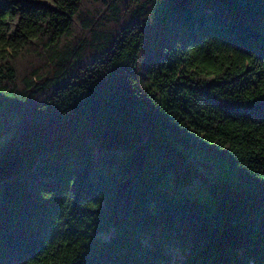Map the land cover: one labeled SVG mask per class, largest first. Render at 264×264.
<instances>
[{"label":"trees","instance_id":"obj_1","mask_svg":"<svg viewBox=\"0 0 264 264\" xmlns=\"http://www.w3.org/2000/svg\"><path fill=\"white\" fill-rule=\"evenodd\" d=\"M0 264H264V0H0Z\"/></svg>","mask_w":264,"mask_h":264},{"label":"rangeland","instance_id":"obj_2","mask_svg":"<svg viewBox=\"0 0 264 264\" xmlns=\"http://www.w3.org/2000/svg\"><path fill=\"white\" fill-rule=\"evenodd\" d=\"M142 61H143V55L141 54L139 57V62H138V66H137V74H138V78H139V82L141 84V86H143L144 84L142 82H144V75H143V67H142ZM235 173H226V175L229 177V180L231 181L232 185L235 184L236 179L233 176Z\"/></svg>","mask_w":264,"mask_h":264}]
</instances>
